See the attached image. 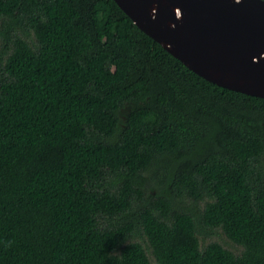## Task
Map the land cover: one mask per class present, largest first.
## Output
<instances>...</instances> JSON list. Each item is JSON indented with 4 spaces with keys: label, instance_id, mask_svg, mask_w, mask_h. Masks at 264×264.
Returning a JSON list of instances; mask_svg holds the SVG:
<instances>
[{
    "label": "trees",
    "instance_id": "16d2710c",
    "mask_svg": "<svg viewBox=\"0 0 264 264\" xmlns=\"http://www.w3.org/2000/svg\"><path fill=\"white\" fill-rule=\"evenodd\" d=\"M0 264H264V96L116 0H0Z\"/></svg>",
    "mask_w": 264,
    "mask_h": 264
},
{
    "label": "water",
    "instance_id": "95a60500",
    "mask_svg": "<svg viewBox=\"0 0 264 264\" xmlns=\"http://www.w3.org/2000/svg\"><path fill=\"white\" fill-rule=\"evenodd\" d=\"M189 68L264 96V0H116Z\"/></svg>",
    "mask_w": 264,
    "mask_h": 264
},
{
    "label": "rangeland",
    "instance_id": "374dc122",
    "mask_svg": "<svg viewBox=\"0 0 264 264\" xmlns=\"http://www.w3.org/2000/svg\"><path fill=\"white\" fill-rule=\"evenodd\" d=\"M155 191L153 190V193H154ZM215 236H213L212 238H218L220 241H222L225 245H227V246H229V247H231V248H233L234 250H238L239 249V246H236L235 244H233L234 242L231 240V239H229L228 237H227V235L223 232V230L222 229H218L217 230V232H215V233H213ZM211 240V237L208 235V236H206L205 237V241H210Z\"/></svg>",
    "mask_w": 264,
    "mask_h": 264
}]
</instances>
